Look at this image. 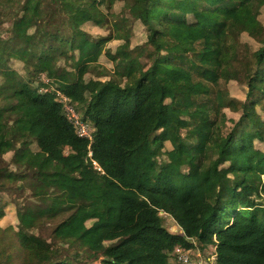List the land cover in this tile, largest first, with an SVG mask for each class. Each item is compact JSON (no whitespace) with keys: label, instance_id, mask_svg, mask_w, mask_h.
I'll list each match as a JSON object with an SVG mask.
<instances>
[{"label":"trees","instance_id":"16d2710c","mask_svg":"<svg viewBox=\"0 0 264 264\" xmlns=\"http://www.w3.org/2000/svg\"><path fill=\"white\" fill-rule=\"evenodd\" d=\"M149 2L0 0V36L8 39L0 88H10L0 98V162L13 150L19 167L0 164V191L23 181L34 199L15 200L16 234L0 224V264H88L101 253V264H176L175 245L215 247L218 264H264V149L247 142L264 144L256 108L264 98V0ZM84 6L88 14H79ZM52 17L58 29L49 27ZM136 21L151 53L134 43ZM86 23L108 33L91 35ZM243 33L258 47L242 64L245 99L225 131L232 99L219 81ZM102 56L112 67L99 63ZM10 59L22 63L27 80ZM96 68L104 79H86ZM40 74L46 91L30 85ZM57 92L91 138L75 133ZM42 163L52 170L42 174ZM5 204L0 198V220ZM49 214L57 224L45 238L34 222ZM95 224L103 241L117 242H96Z\"/></svg>","mask_w":264,"mask_h":264},{"label":"rangeland","instance_id":"374dc122","mask_svg":"<svg viewBox=\"0 0 264 264\" xmlns=\"http://www.w3.org/2000/svg\"><path fill=\"white\" fill-rule=\"evenodd\" d=\"M6 4L15 6L16 0H4ZM157 3V0H150L149 4L154 5ZM115 12L119 11V7L116 6L113 9ZM77 12L79 14H88V8L87 7H78ZM259 18L264 22V7L260 10L259 13ZM58 22L59 18L58 17H52L49 20V27L53 29H58ZM5 26L8 25V22L4 24ZM85 29L91 34V35H106L108 33V27L107 26H97L92 23H86L84 25ZM2 27H0L1 30ZM132 28L134 29V43L137 44L140 49L143 51L144 54H148L152 52V47L146 42V37L145 33L143 31V26L140 22H135L133 23ZM120 43V42H119ZM118 45V41H112L107 44V47H110L111 49H114ZM258 47V44L249 37L247 34L243 33L240 38H239V44L234 47L231 56L225 58V67L223 70V75L221 80L219 81L220 87L227 89L229 97L232 99L231 104L228 106V108L223 109V113L226 115V127L225 131H228L232 127V120H236L239 115H240V106L241 103L245 99V93H246V78H245V73L242 68V64L244 62H253L254 61V54L253 51ZM247 50H246V49ZM8 49V39L6 38V35L3 33V35L0 36V58H3L6 54V51ZM9 64L21 75L24 77L25 80H27V77L29 74H26L24 71V67L22 63H19L18 61L14 60H8ZM64 61L59 60L57 63L58 67H61L63 65ZM99 63L105 67H112V64L105 58V56H102L100 58ZM98 68L94 69L93 72H88L85 74L86 79L90 78H95V79H104L103 76H96L98 74ZM45 74H40L39 78L36 79L33 83H30L32 87H41L45 86L46 83H43L42 78L47 79ZM8 85L2 86L0 88V98L4 94H8L10 92V88ZM257 111L260 113L261 117L264 119V110L261 109V107H264V98H258L257 100ZM260 105V106H259ZM247 142L248 144H255L257 147L260 149H264V144L263 143H258L257 141H251V138L248 136L247 137ZM31 149L33 151H36L38 153V148L36 147L35 144H32ZM166 147L170 148V145L166 143ZM144 150H147V147H143ZM13 150H10L6 152L3 155V160L0 162V164L3 166H7L9 169L13 171H18L19 167L16 166L14 163L12 157H13ZM234 163V162H233ZM227 164H230L227 162ZM234 165V164H231ZM52 170V168L46 166L44 163L41 164V171L42 174L49 172ZM45 175H41V177H44ZM22 185L24 188L22 191H19L16 189L18 185ZM0 198L4 199V202H6V215L3 219L0 220V224L3 225H10L14 229H11L13 234H16L17 228H16V205H15V200L17 199L21 203L25 204H34L32 201L34 199L32 198L30 194V189L27 187L26 182H18L17 184H13V187H8L2 191H0ZM36 203V202H35ZM61 203L59 201H54L53 202V207H58L60 206ZM166 222L169 226L170 229H174L177 227L176 223L168 218L166 219ZM57 224V220L55 216L52 214L46 215L45 217L37 220L34 222V232L37 234H40L41 236L45 238H49L53 228ZM90 222L88 223V225ZM91 234L93 238L96 240V242H102L106 247H109L111 245H114L117 241H103L101 239V230L99 228V225L95 224L94 226L91 227ZM2 236H4V233H1ZM103 254H95L92 257H89L86 259V262L88 264H101L100 259L102 258ZM6 260V256L0 254V261L4 262ZM14 263H19V257L15 256L13 258Z\"/></svg>","mask_w":264,"mask_h":264},{"label":"built area","instance_id":"2783aa9c","mask_svg":"<svg viewBox=\"0 0 264 264\" xmlns=\"http://www.w3.org/2000/svg\"><path fill=\"white\" fill-rule=\"evenodd\" d=\"M45 77V75H44ZM43 83L47 82V79L42 78ZM45 86L39 87V91H46ZM57 95L63 101L62 112L66 119L71 123L74 128L75 133L80 137L91 138V131L89 125L84 121L76 108L72 103L67 102L66 97L57 92ZM163 217H167L165 212H160ZM173 232L180 231L179 228H174ZM171 259L176 264H218L217 263V253L215 247L211 250L201 251L193 248H185L181 245H175L171 251Z\"/></svg>","mask_w":264,"mask_h":264}]
</instances>
